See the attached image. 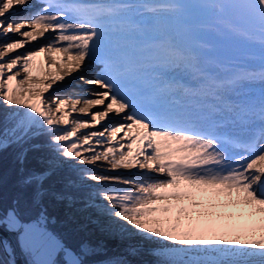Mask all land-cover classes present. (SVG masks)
<instances>
[{"label":"snow or ice","instance_id":"obj_1","mask_svg":"<svg viewBox=\"0 0 264 264\" xmlns=\"http://www.w3.org/2000/svg\"><path fill=\"white\" fill-rule=\"evenodd\" d=\"M214 7L212 23H193L184 19L185 0H0V154L13 150L22 190L8 207L0 203V228L17 234L31 257L25 264H264V0H216ZM47 33L49 43L17 51ZM218 43L234 54L208 55ZM49 56L51 64L41 59ZM57 63L56 73L46 71ZM145 66L162 71L150 87H133L129 77ZM89 70L94 77L79 80L99 86L90 96L50 91ZM180 74L193 82L180 87L184 97L211 100L197 106L202 116L173 98ZM97 105L102 110L93 112ZM76 112L90 119L71 118ZM110 114L122 122L80 132ZM30 153L39 167L26 169ZM101 160L111 170L164 178L79 167ZM85 181L133 189L100 190ZM22 199L36 209L27 220ZM59 205L94 212L76 230L95 225L123 249L90 261L106 254L104 245L83 239L71 247L49 227L57 222L49 208ZM67 221L78 223L72 213ZM135 235L176 246L142 247ZM2 245L3 264H16L11 245Z\"/></svg>","mask_w":264,"mask_h":264},{"label":"rangeland","instance_id":"obj_2","mask_svg":"<svg viewBox=\"0 0 264 264\" xmlns=\"http://www.w3.org/2000/svg\"><path fill=\"white\" fill-rule=\"evenodd\" d=\"M33 1V0H31ZM186 5H197L196 8L198 10L197 14H195V23H212L214 21V16L216 14V8L214 7V4L216 3V0H185ZM35 3V2H33ZM195 8V9H196ZM205 17L208 18V20H212V21H208L205 19ZM52 33H47L45 35V37L39 38L37 41L35 42H29L26 46L25 49H18L17 51L20 53H24L26 50L30 51V50H35L37 49L39 46L47 44L50 42V35ZM207 34V33H205ZM15 38V37H14ZM217 52L215 54L216 57L218 58H226L230 55H233V50L230 47L229 44L226 43H219L218 47L216 48ZM10 55H15V53H11ZM61 54H57V58L59 59ZM41 59H46L47 62L49 64L52 63L50 56L49 57H42ZM60 69V65L57 63L56 65H54L51 69H46V71H48L50 74H54L56 73L58 70ZM91 72L90 75H84L86 78H93L95 73L91 70H89ZM77 73V74H76ZM74 74H72L71 77H66L65 81L63 82H57L56 85L53 86V90L50 91H54L55 94H59V95H69V94H73V93H82L86 96H90L92 91L98 90L99 86L98 85H87L85 84L83 81L79 80V76L83 75L84 72H76ZM23 75V73H21V76ZM45 95H48L47 93ZM82 105H77V108L81 107ZM71 105L68 106V110H70ZM103 106L101 105H97L95 108L92 109V111H97V110H102ZM59 115V114H57ZM91 114L89 113L88 115L85 114H81L79 112L73 113L71 118H82V119H90ZM119 117L115 114H110V119H106L104 121H101V123L99 125H96L95 127H90L88 129H81L80 132L81 133H86V132H90V131H102L103 127H111L112 124H115L114 122L118 123V122H122L121 119L119 121H115L116 118ZM120 118V117H119ZM64 126L61 125V128H63ZM123 135V134H122ZM120 135V136H122ZM108 136V133H105V138ZM119 137H117V139L119 140ZM121 142V141H120ZM123 143V142H122ZM98 151H102L103 147H106V145L103 146H96ZM89 153H84V155H88ZM82 167H86V168H91L93 170H99L101 172H103L104 174L107 175H112V176H116V175H120V176H125V177H137L139 175H146L147 176V171L146 169H114L111 170L110 169V165L107 163V161L101 160L98 161L96 165H79ZM150 177H154V178H164L162 175L159 174H155L153 176ZM85 185H87V187H92L95 189H111V188H116V189H123V188H129V189H133L132 185H124L119 181H105V182H92V181H85ZM190 198H185V200H189ZM164 201H160L159 203H163ZM175 202V201H173ZM98 203L100 204H106V201H99ZM73 215L76 216L77 220L80 221L82 223V217H81V213L82 212H77L75 211V209H70V212ZM84 215L87 217L90 214L91 215H95L94 212H91V210H89V212H83ZM89 234L95 239L97 240L99 243H102L103 245H109V246H124V244H122L120 242V240L115 239V238H110L106 235H102L100 233V231L97 230V228L91 227L90 229L87 228ZM11 235V234H10ZM14 236H10L11 241L14 243L13 241ZM134 240L135 242H139L141 244L142 247H146V248H153V246H155L156 248H164V247H169V246H176L174 244V242H168V241H164L162 238H154V237H149L148 241H144L141 239V237L139 235H135L134 236ZM15 242L19 245L17 236L15 239ZM12 243V244H13ZM55 254V253H54ZM17 258V257H16ZM29 259H31V257H28ZM143 259H148L150 260L151 257L150 256H144L142 257Z\"/></svg>","mask_w":264,"mask_h":264},{"label":"trees","instance_id":"obj_3","mask_svg":"<svg viewBox=\"0 0 264 264\" xmlns=\"http://www.w3.org/2000/svg\"><path fill=\"white\" fill-rule=\"evenodd\" d=\"M33 153L29 154V160L26 164V169H31L33 167H39L36 161L33 159ZM19 165L13 162V150L9 149L7 152L0 154V179H2V183H0V203L3 204L4 207H8L11 204L13 198L21 193V189L17 185V180L19 179ZM80 168L84 169L85 171L88 170L85 166H79ZM59 177H53V180H57ZM87 187V185H85ZM61 187V185L57 184V188ZM100 190H103L100 188ZM79 207V206H77ZM36 209L31 207L30 201L27 205H25L24 199L21 200V212L25 215L22 217L23 219L27 220L31 215H34ZM70 212V209L65 208L63 205L56 206L55 208L50 207L49 213L54 215L57 218V222L54 225H50L49 227L52 228L55 232L60 233L65 237L66 242L71 247H77L79 242L83 239H90L93 243H97L98 241L95 240L88 232L87 228L94 227L95 225L88 224V227L82 231H77L78 224H85L87 223L85 219V215L82 212V223L77 220V224H72L67 221V214ZM0 231L6 234L9 238L10 236H14L16 239L17 234L14 232H10L4 228H0ZM11 234V235H10ZM13 243V242H12ZM15 246V242L13 243ZM106 249V254H100L95 256H90L88 259L93 262L103 261L106 260L108 257L118 255L120 251L123 249L124 246H109L104 245ZM14 251L16 256L17 250ZM53 258L56 257V254H53ZM7 256L4 253L1 241H0V264H3V260H7ZM17 261L19 264H22L20 258L17 257Z\"/></svg>","mask_w":264,"mask_h":264},{"label":"bare ground","instance_id":"obj_4","mask_svg":"<svg viewBox=\"0 0 264 264\" xmlns=\"http://www.w3.org/2000/svg\"><path fill=\"white\" fill-rule=\"evenodd\" d=\"M32 2V1H31ZM33 3V2H32ZM33 4H35V3H33ZM74 74V73H73ZM77 74V73H76ZM90 75L91 74V72L90 71H87V72H84L83 73V75ZM149 80H151V76H150V74H144V79H143V81H149ZM139 81V80H138ZM139 83H140V86H142L143 84L139 81ZM120 120V118L119 117H117L116 118V120L115 121H119ZM114 123H116V122H114ZM114 124H112V126H113ZM123 133H118V135H117V137H119L120 135H122ZM123 141H121V143H122ZM15 256H16V254H15ZM16 257H18V258H20L18 255L16 256ZM17 259V258H16ZM20 260H21V262L23 263V264H25V261H23L21 258H20Z\"/></svg>","mask_w":264,"mask_h":264},{"label":"water","instance_id":"obj_5","mask_svg":"<svg viewBox=\"0 0 264 264\" xmlns=\"http://www.w3.org/2000/svg\"><path fill=\"white\" fill-rule=\"evenodd\" d=\"M0 241H1V244H2L3 241H7V242L11 245L12 249L14 250V246H13V244H12L11 239H10L6 234H4V233L1 232V231H0ZM2 247H3V245H2ZM14 252H15V251H14ZM5 255H6V254H5ZM6 256H7V255H6ZM7 258H8V256H7ZM15 259H16V256H15ZM16 264H19L18 261H17V259H16Z\"/></svg>","mask_w":264,"mask_h":264},{"label":"built area","instance_id":"obj_6","mask_svg":"<svg viewBox=\"0 0 264 264\" xmlns=\"http://www.w3.org/2000/svg\"><path fill=\"white\" fill-rule=\"evenodd\" d=\"M13 241L15 242V238H13ZM15 249L17 250V254L18 256L23 260L26 261V259L30 260L25 254H22L21 252V248L19 247V245L15 242ZM23 264V263H22Z\"/></svg>","mask_w":264,"mask_h":264}]
</instances>
